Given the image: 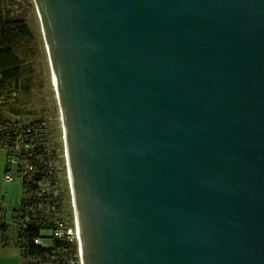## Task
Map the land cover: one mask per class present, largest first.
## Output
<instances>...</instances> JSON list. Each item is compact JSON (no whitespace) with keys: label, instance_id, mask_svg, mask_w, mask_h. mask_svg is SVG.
I'll return each instance as SVG.
<instances>
[{"label":"water","instance_id":"obj_1","mask_svg":"<svg viewBox=\"0 0 264 264\" xmlns=\"http://www.w3.org/2000/svg\"><path fill=\"white\" fill-rule=\"evenodd\" d=\"M81 264H264V0H33Z\"/></svg>","mask_w":264,"mask_h":264},{"label":"built area","instance_id":"obj_2","mask_svg":"<svg viewBox=\"0 0 264 264\" xmlns=\"http://www.w3.org/2000/svg\"><path fill=\"white\" fill-rule=\"evenodd\" d=\"M1 105L0 99V110ZM33 125L34 127H30L18 120L5 126L0 125V152L5 157L3 179L6 182L18 180L21 186V197L12 210L11 223L7 221L4 195L0 199V245L3 225L8 227L5 233L7 235L10 225L16 232L36 224L40 227L41 236L34 237L35 244L47 247L53 238L63 239L76 243V254H71L66 247H59L56 250L35 253L25 258L24 264H81L79 230L64 138L70 220L67 218V205L62 195L59 173L62 169L57 165V150L53 147L44 123L37 122Z\"/></svg>","mask_w":264,"mask_h":264},{"label":"trees","instance_id":"obj_3","mask_svg":"<svg viewBox=\"0 0 264 264\" xmlns=\"http://www.w3.org/2000/svg\"><path fill=\"white\" fill-rule=\"evenodd\" d=\"M7 0H0V99L2 108L0 110V125H8L12 121H20L34 127L33 124L43 122L50 134V128L43 119L26 120L19 117L21 114V92L28 93L25 67L30 64L37 53V43L27 23L20 18L10 15ZM21 101V102H20ZM64 202L68 205V189L62 187ZM70 212L67 206V218L70 220ZM39 226L30 225L27 229L16 231L18 238L17 245L24 259L39 252L56 250L59 247H66L71 254H76V243L63 239L53 238L47 246L37 245L33 242L34 237L39 234ZM2 243L5 242L8 227L2 226Z\"/></svg>","mask_w":264,"mask_h":264},{"label":"rangeland","instance_id":"obj_4","mask_svg":"<svg viewBox=\"0 0 264 264\" xmlns=\"http://www.w3.org/2000/svg\"><path fill=\"white\" fill-rule=\"evenodd\" d=\"M11 16L23 19L37 43V53L34 60L25 67L26 78H28V93L21 92V112L22 119L34 120L43 119L50 128V138L53 147L59 156L57 160L62 187L66 186V165L64 157L63 132L60 120L59 107L55 98L51 83V71L45 45L42 37L40 20L33 0H7L6 5ZM20 101V102H21ZM3 155L0 153V199L4 195L7 221L11 223L12 210L18 204L21 197V186L18 180L6 182L3 179ZM69 201V199H68ZM69 203V202H68ZM71 204V201H70ZM68 211L71 207L68 204ZM72 206V205H71ZM67 212V209H66ZM14 231L11 226V233Z\"/></svg>","mask_w":264,"mask_h":264},{"label":"crops","instance_id":"obj_5","mask_svg":"<svg viewBox=\"0 0 264 264\" xmlns=\"http://www.w3.org/2000/svg\"><path fill=\"white\" fill-rule=\"evenodd\" d=\"M2 155L3 153L0 152ZM5 157L3 155L4 166ZM4 170V168H3ZM11 226H9V232L6 235V240L3 244L0 245V264H23V257L20 253V250L16 241V232L15 229L11 233ZM13 227V226H12Z\"/></svg>","mask_w":264,"mask_h":264},{"label":"bare ground","instance_id":"obj_6","mask_svg":"<svg viewBox=\"0 0 264 264\" xmlns=\"http://www.w3.org/2000/svg\"><path fill=\"white\" fill-rule=\"evenodd\" d=\"M37 14H38V13H37ZM38 17H39V16H38ZM45 51H46L47 59H48V62H49L48 52H47L46 47H45ZM49 66H50V71H51V83H52L53 90H54V94H55V98H56V101H57V104H58V99H57V88H56V84H55V80H54V75H53V71H52V68H51L50 62H49Z\"/></svg>","mask_w":264,"mask_h":264}]
</instances>
